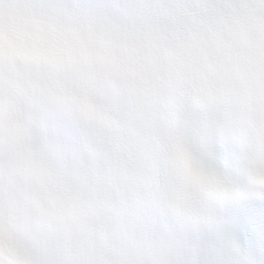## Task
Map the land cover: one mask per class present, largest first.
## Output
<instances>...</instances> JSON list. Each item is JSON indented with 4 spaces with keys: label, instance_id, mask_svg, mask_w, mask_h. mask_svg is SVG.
<instances>
[{
    "label": "snow or ice",
    "instance_id": "obj_1",
    "mask_svg": "<svg viewBox=\"0 0 264 264\" xmlns=\"http://www.w3.org/2000/svg\"><path fill=\"white\" fill-rule=\"evenodd\" d=\"M0 264H264V0H0Z\"/></svg>",
    "mask_w": 264,
    "mask_h": 264
}]
</instances>
